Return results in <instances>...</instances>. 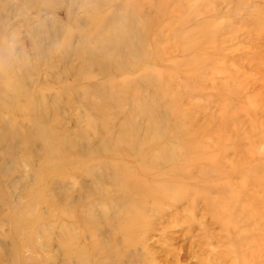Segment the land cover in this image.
<instances>
[{"label": "rangeland", "instance_id": "obj_1", "mask_svg": "<svg viewBox=\"0 0 264 264\" xmlns=\"http://www.w3.org/2000/svg\"><path fill=\"white\" fill-rule=\"evenodd\" d=\"M0 31L40 107L39 187L0 178L39 261L264 264V0H0Z\"/></svg>", "mask_w": 264, "mask_h": 264}, {"label": "bare ground", "instance_id": "obj_2", "mask_svg": "<svg viewBox=\"0 0 264 264\" xmlns=\"http://www.w3.org/2000/svg\"><path fill=\"white\" fill-rule=\"evenodd\" d=\"M15 34H16V31H15ZM12 37L14 38V33H12ZM11 50H13V48H11ZM1 51L9 52L4 47L1 49ZM85 51L86 53H89V54L94 53L90 49L89 50L86 49ZM21 52L22 51L19 50V56L22 58V55L23 56L25 55L23 54V52L22 53ZM13 55L15 54L13 53ZM21 66H22L21 69L24 72L25 66L20 65V67ZM21 76L28 78L30 82L32 83V84L29 83V80H26V79L22 80V82L24 83L26 82L25 83L26 85L27 83L29 86L34 85L33 83L35 82V79L32 74H26V72L22 74L21 71H19L18 67L15 68L13 65L8 66V65L0 64V147H2V150L0 151V178L3 177V181L6 180L9 183L8 184L9 188L13 190H14V187L18 188L20 186V183L22 180H25V179L27 180L31 179V181L35 180L33 179V176H35V173H34V170L31 168L33 167V163H34L33 160L35 156L41 157L43 150H44L42 148L43 127L38 124V119H37V117L39 116V110H40V107H38L39 102L35 100V97L32 95V93H30V95H25L26 93L22 92V87H21L22 85L20 82ZM20 100L23 102H20ZM20 104L22 108L26 109V111L28 112V114H26L28 118L26 123H23V119L19 111ZM43 110H48V107L47 108L45 107ZM18 149H23L25 152H20L19 154H17ZM20 162H22L23 166H25V170L23 171H20V167H19ZM7 163L9 164V166L7 170L3 171V166H5ZM94 175H92V177H94ZM173 178L174 177H171V179ZM101 180H102V177H101ZM63 181H60L59 184H56L58 182L50 181V185L48 187L50 190H55L59 187L63 189L62 187ZM101 182H99V184ZM1 184L2 182L0 181V224H3V222H9V223L8 225H0V239H3V242L0 244V261H9L11 262V264H14L15 262H18L17 264H50L52 263L55 257H53V254H50V251H49V256H47V259L43 263L39 261L38 259V253L41 251L36 250L37 247L35 246L33 247V243H35L33 236L36 235L38 225H35V223L29 224V222H26L27 220L26 221L20 220L19 217H18L19 219L18 218L17 220L15 219V215L17 217L20 210H27V208H29L33 202L23 203V204H20V206L14 205L13 201L11 200L12 195L9 194L11 190L10 191L8 190V193H7L6 188L5 187L3 188ZM92 184L94 185L95 183L92 182ZM37 185H40V180H38V182L36 181L34 185V189L39 187V186L37 187ZM97 187H99V185ZM65 190L66 189H63L62 191L65 192ZM29 193H30V190L25 189L21 193V195L28 196ZM51 194L52 196L48 201H50V203L54 206L53 199L56 195H54L55 192ZM4 208H7V210L6 211L3 210ZM12 219H15V221H12ZM4 228H6L8 232H4L3 231ZM49 229H53V225L44 227V230H49ZM66 229H67L66 225H61V227L59 228L57 237L60 241H62L61 238H63L66 235ZM23 230L27 231L26 233L27 235L24 234L25 232H22ZM20 240H21V243H20ZM50 240L51 239L49 238V235L45 234L43 238V244L45 245L44 248L46 247L49 249L50 243H51ZM18 243L20 244L18 245ZM31 246L33 247L32 248L33 250L29 254H26V257H24L22 255V252L28 248H31ZM61 250L64 251L63 252L64 263L62 264H71V262L73 261V258H71V255L73 254L65 251L64 245H62ZM84 252H86V250ZM33 256H36V262H34L35 257ZM74 256H77L76 259L80 260L79 261L80 264H82V262L84 263V259H83L84 256H81V253L76 254ZM74 262L76 263V261Z\"/></svg>", "mask_w": 264, "mask_h": 264}]
</instances>
